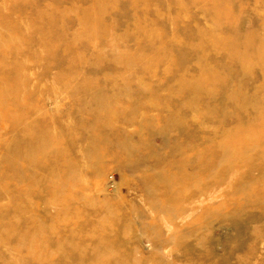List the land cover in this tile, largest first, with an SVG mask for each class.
<instances>
[{
	"label": "rangeland",
	"instance_id": "374dc122",
	"mask_svg": "<svg viewBox=\"0 0 264 264\" xmlns=\"http://www.w3.org/2000/svg\"><path fill=\"white\" fill-rule=\"evenodd\" d=\"M38 225L49 264H264V0H0V264Z\"/></svg>",
	"mask_w": 264,
	"mask_h": 264
},
{
	"label": "bare ground",
	"instance_id": "6f19581e",
	"mask_svg": "<svg viewBox=\"0 0 264 264\" xmlns=\"http://www.w3.org/2000/svg\"><path fill=\"white\" fill-rule=\"evenodd\" d=\"M248 50V49H247ZM241 64L244 68L247 67V58H246V53L243 52L241 55ZM247 71H244L245 74ZM34 162H37L36 160H33ZM22 169V170H21ZM19 170H15L14 176L10 177V180L6 181V185H8L9 187H13L15 189V186L19 185V187L16 188V192L15 194L19 193V194H25L27 195L29 198L30 197H34L37 195V193L39 192V180L42 183L41 177L38 173L35 174V179H32V173L33 170L25 165H22V168ZM55 171L54 170H50V174L57 180L56 175L54 174ZM25 176L27 178H25ZM26 191H29V194L26 193ZM51 203H55V202H51ZM54 219H56V217H53ZM25 220V218H24ZM37 230H39V234H38V238L35 241L34 245L29 246L26 249V253L27 255L25 256V258L22 260V264H49V259L50 254L48 253L47 250L42 249L40 246L41 242H45L48 245H52L53 244V240L52 239H42L39 237L40 233L42 234V237L44 238L46 235H54L57 236L58 232L56 231V229H49V230H45L43 229L42 231H40V225L37 226ZM2 241V238H0ZM23 241V240H22ZM61 246V250H65L67 252L68 255L71 254V249L69 251V249H64L65 247L68 246V243L65 242V244L60 245ZM59 246V248H60ZM24 248V247H23Z\"/></svg>",
	"mask_w": 264,
	"mask_h": 264
}]
</instances>
